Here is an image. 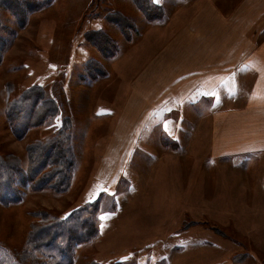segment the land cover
<instances>
[{
	"label": "rangeland",
	"instance_id": "374dc122",
	"mask_svg": "<svg viewBox=\"0 0 264 264\" xmlns=\"http://www.w3.org/2000/svg\"><path fill=\"white\" fill-rule=\"evenodd\" d=\"M243 1L0 0V161L28 171L55 148L53 171L71 173L67 193L21 187L19 203L0 201L4 252L30 264L23 250L44 214L98 201V236L75 247L74 264H264V153L210 156L216 92L154 111L116 183L97 178L126 88L158 40L209 2L230 15ZM15 116V127L34 119L23 137Z\"/></svg>",
	"mask_w": 264,
	"mask_h": 264
},
{
	"label": "crops",
	"instance_id": "0c3cea01",
	"mask_svg": "<svg viewBox=\"0 0 264 264\" xmlns=\"http://www.w3.org/2000/svg\"><path fill=\"white\" fill-rule=\"evenodd\" d=\"M263 21V0H244L230 15L209 2L178 33L164 39L166 44L161 45L159 39L155 52L147 56L126 88L127 100L98 166L97 178L112 187L153 112L196 93L211 96L216 92L217 99L212 106L208 104L209 129L202 136L213 159L263 154ZM51 72L54 78L64 74L62 69L56 73L49 69L44 74ZM28 90L41 91L43 100L50 99L46 86L34 83ZM28 94L35 103L34 94Z\"/></svg>",
	"mask_w": 264,
	"mask_h": 264
},
{
	"label": "trees",
	"instance_id": "16d2710c",
	"mask_svg": "<svg viewBox=\"0 0 264 264\" xmlns=\"http://www.w3.org/2000/svg\"><path fill=\"white\" fill-rule=\"evenodd\" d=\"M32 103L36 102L32 101ZM23 118V121L19 120L21 123L17 127L14 122L16 116L12 119L13 129L15 132L18 131L21 137L31 129L32 123L30 122L34 121L33 118L27 121L26 116ZM54 150L55 148L51 153L45 150L40 163L29 166L28 171L19 166L6 165L4 160L0 161V201L5 206L21 201V187L32 186L38 191L52 190L58 194L68 192L69 184H71L69 181L70 168L65 176L58 169L53 171L56 163L54 162ZM98 212V201H94L65 218L57 219L48 213L44 214L41 222L31 228L26 249L23 250L25 260L32 264H37V262L40 264H74L75 247L79 244L91 243L98 236L100 223ZM0 264H22V262L12 252H4L0 245Z\"/></svg>",
	"mask_w": 264,
	"mask_h": 264
},
{
	"label": "snow or ice",
	"instance_id": "6c2138e0",
	"mask_svg": "<svg viewBox=\"0 0 264 264\" xmlns=\"http://www.w3.org/2000/svg\"><path fill=\"white\" fill-rule=\"evenodd\" d=\"M155 2H160V0H155ZM101 219H104V217H101Z\"/></svg>",
	"mask_w": 264,
	"mask_h": 264
}]
</instances>
